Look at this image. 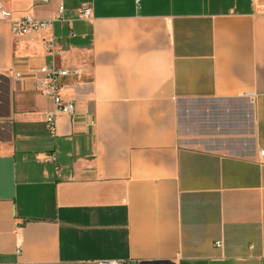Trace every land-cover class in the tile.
<instances>
[{
    "label": "crops",
    "instance_id": "obj_1",
    "mask_svg": "<svg viewBox=\"0 0 264 264\" xmlns=\"http://www.w3.org/2000/svg\"><path fill=\"white\" fill-rule=\"evenodd\" d=\"M1 2L0 264H264V0Z\"/></svg>",
    "mask_w": 264,
    "mask_h": 264
},
{
    "label": "built area",
    "instance_id": "obj_2",
    "mask_svg": "<svg viewBox=\"0 0 264 264\" xmlns=\"http://www.w3.org/2000/svg\"><path fill=\"white\" fill-rule=\"evenodd\" d=\"M0 0V23H8L10 32L14 35H27L30 33H37L47 29L50 25V21L37 20L33 17L26 16L21 19L12 21L10 20V14L7 9L2 5ZM138 2V0H136ZM81 18H89L91 16V8L88 5H82L77 10ZM51 45H49V48ZM37 75L35 82V89L42 95L49 98L52 102V110L46 114L45 125L48 131L51 133L55 132L56 119L60 114L68 115L70 118L73 117L74 104L71 101H64L60 96L61 85L59 79L74 75L64 69H57L53 65H46L37 71L33 72ZM262 153V151H261ZM50 161L55 164V171H58L57 159L54 155H51ZM220 242H216L215 246L219 247ZM97 264H121L116 260L98 261Z\"/></svg>",
    "mask_w": 264,
    "mask_h": 264
}]
</instances>
